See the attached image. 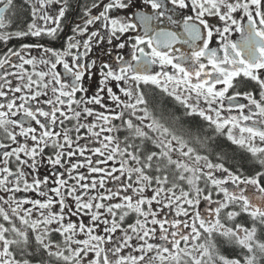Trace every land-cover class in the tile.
<instances>
[{"label":"snow or ice","instance_id":"snow-or-ice-1","mask_svg":"<svg viewBox=\"0 0 264 264\" xmlns=\"http://www.w3.org/2000/svg\"><path fill=\"white\" fill-rule=\"evenodd\" d=\"M0 264H264V0H0Z\"/></svg>","mask_w":264,"mask_h":264},{"label":"flooded vegetation","instance_id":"flooded-vegetation-1","mask_svg":"<svg viewBox=\"0 0 264 264\" xmlns=\"http://www.w3.org/2000/svg\"><path fill=\"white\" fill-rule=\"evenodd\" d=\"M20 19L21 20L23 19V16L22 15L20 16ZM75 19H76V17H70L69 20L67 21L66 30L68 31L69 34H71L70 33V29H71L72 26H74L73 20H75ZM97 55H100L101 57H103V54L102 53H97Z\"/></svg>","mask_w":264,"mask_h":264}]
</instances>
